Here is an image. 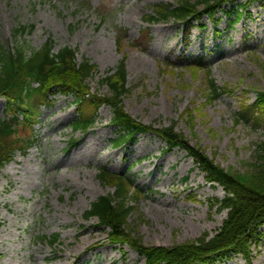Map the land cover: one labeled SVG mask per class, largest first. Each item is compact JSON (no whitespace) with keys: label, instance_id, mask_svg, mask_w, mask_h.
Returning <instances> with one entry per match:
<instances>
[{"label":"rangeland","instance_id":"rangeland-1","mask_svg":"<svg viewBox=\"0 0 264 264\" xmlns=\"http://www.w3.org/2000/svg\"><path fill=\"white\" fill-rule=\"evenodd\" d=\"M165 3L177 0H0V41L11 46L16 27L35 24L22 40L40 48L51 37L56 51L76 49L78 61L87 57L98 65L89 81L101 94L109 90L101 79L125 55L130 92L124 108L130 115L155 127L174 123L216 163L245 172L264 127L236 124L235 117L241 101L252 102L264 91V3L246 2L237 22L231 5L191 27L174 19L145 21L155 4ZM125 30L120 49L117 36ZM198 61L232 91L209 103L207 70L188 66ZM187 109H194L193 120ZM78 111L73 95L54 94L38 122L25 130L36 133L37 145L27 155L17 152L0 171V264H144L129 246L112 244L97 218L85 219L93 201L114 191L98 178L102 165L130 175L144 189L130 222L146 244L172 246L215 234L228 210L213 205L225 190L209 183L186 151H166V142L153 132L114 147L111 108L103 105L85 134L71 128ZM7 113L0 96V116ZM72 139L79 140L68 150ZM54 233L61 240L51 245L43 236ZM213 264L248 262L237 254ZM252 264H264V226Z\"/></svg>","mask_w":264,"mask_h":264},{"label":"trees","instance_id":"trees-1","mask_svg":"<svg viewBox=\"0 0 264 264\" xmlns=\"http://www.w3.org/2000/svg\"><path fill=\"white\" fill-rule=\"evenodd\" d=\"M256 1L259 0H177L176 5L155 4L154 10L144 16L149 23L174 19L192 26L194 21H200L205 15L214 18L218 11H225L231 5L236 11L233 20L236 22L242 18L247 5ZM34 29L33 24H20L13 31V45L6 46L0 41V94L7 98L8 110L15 113L0 117V169L13 159L17 151L26 154L35 145L37 138L32 130L26 131L32 128L40 106L49 101L53 93L61 91L75 96L79 109V115L72 123L75 132L90 130L97 121L100 107L108 105L113 112L111 122L118 126L115 146L133 142L138 133L154 132L166 141V150L175 147L186 150L205 172L207 180L224 188L225 196L217 199L213 206L228 212L214 235L204 233L197 239L172 246L148 245L130 222L145 192L131 176L101 166L98 173L100 181L112 186L114 191L92 202L85 219L97 217L98 226L108 229L109 241L130 246L144 257V264H213L232 254L242 255L248 264H252L253 246L259 242L264 226V139L254 144L250 169L238 173L230 171L216 163L200 146L193 145L174 123L155 127L137 120L125 110L124 99L130 92L125 55L116 70L101 79L108 86V92H93L89 79L98 71V65L87 57L78 61L76 49L70 46L55 51V41L51 37L41 48H32L22 38ZM126 34L127 30L117 36L120 49L127 39ZM188 66L206 69V64L201 61ZM206 70L208 82L205 91L208 102L213 103L232 89L220 86L211 69ZM187 113V118L193 120L194 109H187ZM235 121L236 124H253L255 129L264 127V91H257L252 102L241 101ZM76 142V139L72 140L67 148ZM59 238V234H54L49 241L56 244Z\"/></svg>","mask_w":264,"mask_h":264}]
</instances>
